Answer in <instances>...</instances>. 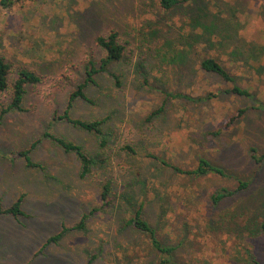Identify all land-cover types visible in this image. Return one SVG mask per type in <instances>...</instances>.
<instances>
[{
  "label": "rangeland",
  "instance_id": "374dc122",
  "mask_svg": "<svg viewBox=\"0 0 264 264\" xmlns=\"http://www.w3.org/2000/svg\"><path fill=\"white\" fill-rule=\"evenodd\" d=\"M190 3L168 11L157 0L0 6L8 84L19 68L40 77L25 86L22 110L0 115L1 204L22 196L32 215L20 221L0 216V264H156L148 239L126 224L140 205L159 238L176 247L179 264H264L258 228L264 220V163H255L249 151L264 152V107L253 108L256 103L228 92L229 84L198 66L202 57L216 58L264 105V0ZM110 30L118 32L123 57L101 72L104 51L96 38ZM90 64L96 72L87 81ZM81 84L87 99L68 108ZM10 97L9 89L0 91V113ZM244 107L241 118L228 124ZM65 111L72 118L103 119L105 146L97 134L59 118ZM46 133L81 144L98 162L81 177L76 154ZM22 150L39 167L28 166ZM199 157L223 167L225 175L190 176L168 166L190 169ZM239 181L248 187L237 190ZM102 182L111 185L106 207ZM227 192L213 203L212 195ZM93 208L98 210L89 215ZM83 213L84 229L67 230L43 246Z\"/></svg>",
  "mask_w": 264,
  "mask_h": 264
},
{
  "label": "trees",
  "instance_id": "16d2710c",
  "mask_svg": "<svg viewBox=\"0 0 264 264\" xmlns=\"http://www.w3.org/2000/svg\"><path fill=\"white\" fill-rule=\"evenodd\" d=\"M23 1H36V0H0V6L3 8H10L16 2H23ZM192 0H157L159 7L164 10L168 11L172 8L180 6L181 4H191ZM198 18V17H197ZM196 23L197 20L193 19ZM215 26V24L213 25ZM202 35V34H201ZM200 38V34L198 35ZM188 39V37H185ZM96 43L102 48L104 51V56L101 58L99 63V69L101 72H108L109 66L112 64L119 62L123 57L124 46L121 44L118 36V32L114 30L108 31L106 35H101L96 38ZM190 47V44L187 43ZM185 47L181 48L179 56L182 55V52H185ZM199 68L203 70V72L212 74L222 81L226 82L230 85L228 88V92H232L236 95L247 97L252 102L256 103L257 106H253V108H262L264 105L259 102L254 94L251 92L249 87L241 86L235 76L226 68L224 67L216 58L211 56H205L200 59ZM94 67L90 64V69L86 71L87 74V81L91 80L90 76L92 73H95ZM10 73V64L5 61L3 57L0 56V91L10 90L11 100L8 104L6 109H2L0 115L2 116L4 113L9 111L10 109H17L22 110L21 104L24 99V95L26 93L25 86L27 84H36L40 81V77L33 71L28 70L26 68H19L15 76L11 82L8 84V76ZM112 78L114 79L117 85L120 84L119 77L116 74H111ZM84 84L78 85L77 89L74 90L69 96V103L68 108L71 106L72 102L77 98L87 99L85 93L83 92ZM166 96L171 98H178L183 99L186 101H196L201 100V97L193 98L191 95L183 92H166ZM248 108H238L235 114L229 119L228 124L234 122L236 119L241 118V116L246 112ZM160 110V109H158ZM156 111L151 112V115H154ZM59 118H64L68 123L73 126H76L84 131L89 133L97 134L100 139V146L104 147L106 144V140L104 138V131L102 128V124L104 123L103 119H94V120H82L79 118H72L68 115V111H65L62 116ZM51 140H53L59 147H61L66 152H73L76 154L77 158L79 159L80 166H81V177L85 176L91 171V168L98 162L95 160L94 157L89 156L86 150H84L83 146L79 143H74L73 141L67 140L62 136L46 133ZM125 148L133 152V148L129 145H126ZM250 158L257 164L264 163V152L257 153L254 148L250 150ZM28 150H22L18 154L20 156L25 157L26 164L30 167H39V164L33 162L29 157ZM154 160L157 158L153 157ZM160 163L167 165L165 161L159 160ZM170 166L175 172L180 174H186L190 176H203L207 174H217V175H225V169L220 165L204 158L199 157L197 159L196 164L190 169H183L176 165H168ZM248 187V182L239 181L237 190L246 189ZM110 189L111 185L110 182H102L100 185V200L102 207H106L110 204ZM227 194H231V192L227 193H215L212 195L211 199L213 203H218L222 198H224ZM98 208L91 209L89 215L93 212L97 211ZM9 215L13 217L16 221H20L21 219L30 218L32 215L26 212L23 209V197L19 196L16 200H14L9 206L3 207L0 200V216ZM88 217L87 213H83L79 222L75 223L72 227H62V230L58 233L50 236L44 242L43 246L46 244L57 241L61 235L70 229H84L86 218ZM126 224L132 227L135 231L142 233L148 239V243L150 244L151 248L157 254V262L156 264H179L174 259V246L167 245L164 243L159 236L157 235V229L153 226L149 220L144 216V211L142 209V205L137 208L134 212H132L131 216L126 220ZM259 231L264 236V220L259 225ZM255 264H260L257 261H254ZM90 264V261L89 263Z\"/></svg>",
  "mask_w": 264,
  "mask_h": 264
}]
</instances>
